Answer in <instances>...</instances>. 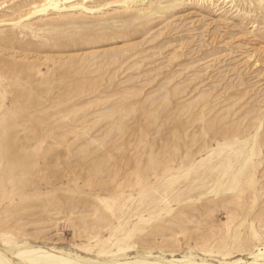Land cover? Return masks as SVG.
Masks as SVG:
<instances>
[{
    "label": "rangeland",
    "instance_id": "374dc122",
    "mask_svg": "<svg viewBox=\"0 0 264 264\" xmlns=\"http://www.w3.org/2000/svg\"><path fill=\"white\" fill-rule=\"evenodd\" d=\"M34 248L264 264V0H0V264Z\"/></svg>",
    "mask_w": 264,
    "mask_h": 264
},
{
    "label": "bare ground",
    "instance_id": "6f19581e",
    "mask_svg": "<svg viewBox=\"0 0 264 264\" xmlns=\"http://www.w3.org/2000/svg\"><path fill=\"white\" fill-rule=\"evenodd\" d=\"M22 254L29 255L30 261H39L44 264H75V260H73L68 255L62 253H56L54 251L46 250L43 248H34V249H27L20 251L19 255ZM172 261H176V260H172ZM117 264H131V263L128 261H123V262H118ZM153 264H157V263L154 262Z\"/></svg>",
    "mask_w": 264,
    "mask_h": 264
}]
</instances>
